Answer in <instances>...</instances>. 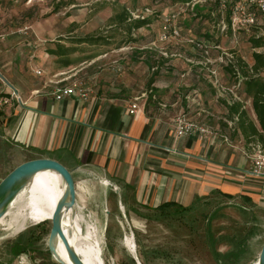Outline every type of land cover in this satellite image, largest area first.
<instances>
[{
	"label": "rangeland",
	"instance_id": "374dc122",
	"mask_svg": "<svg viewBox=\"0 0 264 264\" xmlns=\"http://www.w3.org/2000/svg\"><path fill=\"white\" fill-rule=\"evenodd\" d=\"M182 3V0H0V20L3 22L0 25L3 34H6V28L13 29L12 34L7 31V39L18 37L15 39L28 44V49L35 50V46L55 49L60 44L80 50L74 56L80 63L74 67L59 69L56 58L42 61V67L47 71L54 62L53 72L47 74L52 77L48 82L50 79L80 78L92 83L98 78L101 85H109L104 91L113 96L133 89L137 92L155 89L149 82L158 70L148 69L147 63L160 70L162 53L167 50L180 53L182 58L179 59L183 61L206 58L214 62L226 86L246 75L254 66L250 36L244 33L236 38L221 36L217 20L201 19L199 16L207 17L216 11L213 2L199 3L194 7ZM172 12L178 13L174 26L184 34L164 43L161 41L163 17ZM124 13L132 20H150L151 23L131 34L128 24L118 23L117 16ZM25 28H29L27 34L21 33ZM89 37H101L103 41L98 45L78 43L79 39ZM190 38L211 41L220 48L205 56L194 49ZM231 54L235 58L233 64L234 71L239 73L237 76L228 74L217 59ZM37 58L33 59L36 61ZM28 68L35 75L36 69L30 65ZM185 71L174 75L185 78L187 83L190 74L182 77L187 73ZM202 74L199 80L207 84V70ZM56 75L59 77L55 78ZM257 76L264 79V69ZM203 86L207 92V87ZM219 107L216 104V110L214 107L207 118L187 117L205 121L216 130L214 134L229 137L230 134H224L217 126L226 123V114ZM27 157L26 153L16 150L3 139L0 127V182ZM90 179L91 176L85 175L84 179L78 180L83 193L80 213L88 225L97 227L105 264H252L259 259L264 244L262 206L217 195L187 210L178 207L144 210L138 207L129 212L116 207L113 196L106 198V205H103V196L99 199L97 196L102 192L91 184ZM102 184L107 186L109 182L103 180ZM4 228L0 226V238L7 237L0 242V264H18L23 257L27 264H59L48 249L51 221L30 224L17 234ZM126 236H132L135 241L136 257L124 245Z\"/></svg>",
	"mask_w": 264,
	"mask_h": 264
},
{
	"label": "crops",
	"instance_id": "0c3cea01",
	"mask_svg": "<svg viewBox=\"0 0 264 264\" xmlns=\"http://www.w3.org/2000/svg\"><path fill=\"white\" fill-rule=\"evenodd\" d=\"M1 29L0 25V98L10 97L14 90L18 96L0 110L2 137L27 154L20 164L49 158L70 170L76 183L78 209L83 196L78 180L85 175L91 176V184L101 190L97 196H103V205L113 196L115 206L129 212L138 207L155 210L166 203L188 209L217 195L264 208V178L251 173L248 155L249 143L259 142L264 147V129L251 98L239 103L246 112L244 119L257 130L256 135L248 127L246 135L240 129L233 132L223 122L217 126L230 134V144L218 134L177 138L174 118L178 114L184 111L200 116L195 105L187 108L185 96L193 91L200 92L210 114L218 104L226 120L234 121L236 117L231 118L226 100L217 101L212 85L199 80L205 70L202 66L183 61L180 53L166 49L160 70L152 68L158 70L149 82L154 79L151 85L155 89H133L113 96L104 91L109 85H101L100 79L94 78L96 81L90 83L94 91L87 101L77 96L56 100V86L49 83L53 79L48 82L54 62L48 71L42 67V61L56 58L49 54V47L28 49V44L15 39L18 37L7 39L13 29L6 28V34ZM34 57H38L36 61ZM29 65L41 70L43 77L31 73ZM147 66L149 69L152 63ZM183 69L185 75L190 74L187 83L174 75ZM240 90L246 96L245 87ZM133 104L137 109L131 114ZM103 180L109 185H103Z\"/></svg>",
	"mask_w": 264,
	"mask_h": 264
},
{
	"label": "built area",
	"instance_id": "2783aa9c",
	"mask_svg": "<svg viewBox=\"0 0 264 264\" xmlns=\"http://www.w3.org/2000/svg\"><path fill=\"white\" fill-rule=\"evenodd\" d=\"M213 2L216 7V11L212 13V16H218V26L220 27L221 36L228 37L229 35L236 38L240 33H244L255 39H262V45L254 48L253 51L256 54L264 56V0H192L185 5H192L193 7L199 3ZM178 17V13L172 12L165 14L163 17V28L161 41L164 43L169 42L171 39H179L183 36V31L174 26V22ZM29 28L23 29L21 33L27 34ZM190 43L193 44L194 49L205 56L209 55L213 49L220 48L219 44H213L211 41L197 40L190 38ZM167 56V54H164ZM205 58V57H204ZM220 65L227 67L229 65L234 66V56L231 54L227 57L217 58ZM188 63L202 66L207 70L208 82L212 85L215 90V96L217 100H226L228 105H232L235 102L244 103L240 95L241 77L238 82L232 85H224L221 81L218 72L215 68L214 62L204 59L201 61H193L187 59ZM216 63V61H215ZM236 69V68H235ZM250 73H253L251 70ZM37 76H42L41 70H35ZM60 75H63L60 74ZM187 75V74H186ZM185 74L182 77L186 76ZM235 75L239 73L235 72ZM55 78L59 76H54ZM50 84L56 86L55 98L56 100H62L67 97L77 96L83 101H87L93 94V86L90 85L86 80L76 78H63L56 81H50ZM12 98H18L17 91L14 90L10 97L0 98V110L2 107L7 105ZM187 102V108L190 109L193 105L199 109V115L209 117L211 115L205 108L202 102V97L199 91H193L185 96ZM137 109V104L132 105L131 114H134ZM187 112H181L174 118L175 134L177 138L191 136L195 134H214L216 130L205 121H195L187 117ZM231 131H236V123L238 116L235 117L234 121L224 120ZM224 141L228 144L231 140L228 136H223ZM249 146V157L252 161L251 173L258 177L264 178V147L259 142H252ZM18 264H27L26 259L23 257L20 259Z\"/></svg>",
	"mask_w": 264,
	"mask_h": 264
},
{
	"label": "bare ground",
	"instance_id": "6f19581e",
	"mask_svg": "<svg viewBox=\"0 0 264 264\" xmlns=\"http://www.w3.org/2000/svg\"><path fill=\"white\" fill-rule=\"evenodd\" d=\"M64 191L65 184L58 173L54 171L38 173L11 202L6 216L0 220V226H4L5 231L17 234L23 232L30 224L35 225L44 221H51ZM80 210L79 207L76 213L73 211L68 214L66 211L63 213L64 232L86 264H105L101 252L102 241L98 235L97 227L94 224L88 225ZM7 218L9 219L7 220ZM5 240L7 237L0 238V242ZM123 242L136 257V244L133 237L126 236ZM57 253L58 255L55 257L57 262L63 261L66 264H72L62 241L57 244ZM252 264H258V261Z\"/></svg>",
	"mask_w": 264,
	"mask_h": 264
},
{
	"label": "water",
	"instance_id": "95a60500",
	"mask_svg": "<svg viewBox=\"0 0 264 264\" xmlns=\"http://www.w3.org/2000/svg\"><path fill=\"white\" fill-rule=\"evenodd\" d=\"M43 171L58 173L65 184L64 194L59 200L51 220L52 228L48 239L49 252L54 259L58 255L57 244L62 241L72 264H86L71 245L63 229V213L65 211L67 214L72 211L76 213L78 204L76 183L72 172L60 162L49 158H39L29 160L14 168L0 182V220L6 216L9 205L17 195L38 173ZM59 264L66 263L60 261ZM258 264H264V244L259 255Z\"/></svg>",
	"mask_w": 264,
	"mask_h": 264
},
{
	"label": "trees",
	"instance_id": "16d2710c",
	"mask_svg": "<svg viewBox=\"0 0 264 264\" xmlns=\"http://www.w3.org/2000/svg\"><path fill=\"white\" fill-rule=\"evenodd\" d=\"M182 4H186L192 0H182ZM201 19L204 20H217L218 22V16H199ZM118 23L119 24H128L126 25L132 34L133 32L140 30L148 25H150V20H132L130 16H125V13L122 16H117ZM184 34V33H183ZM211 38H214L213 35H211ZM250 41L253 44V48L260 47L262 45V39H255L250 37ZM103 38L101 37H89V38H81L78 40L79 44L87 43L90 45H98ZM197 40H202L198 39ZM80 50L76 48H70V47H64L62 45H58L55 49L48 48L49 54L56 57V64L58 65L59 69H65L70 68L78 65L80 63V60L77 58H74V56L79 52ZM163 58V57H162ZM255 64L252 67L253 73L250 74V70L246 72V75L241 77V89L244 86L245 87V94L246 96L242 95L240 93L242 99L246 100L247 98L252 99V105L253 109L257 114L258 120L260 122L261 128L264 129V80L261 79L258 75V73L264 69V56L259 54L253 55ZM164 59V58H163ZM158 66L152 65V68H156ZM225 70L228 74H233L232 76H236L234 71V68L232 65H229L225 67ZM240 79H235L230 85L238 82ZM154 82V79L151 81L150 84ZM149 84V85H150ZM241 91V90H240ZM231 115V118L234 116H238V122L236 123V129H240L244 135L247 134V127L249 128V132L253 135L257 134V130L250 124V122H247L244 118L246 117V112L243 111V105L239 102H235L232 105L227 106ZM169 207H178L182 210H187V208H182L181 206H178L175 203H166L164 205L159 206L157 209H164Z\"/></svg>",
	"mask_w": 264,
	"mask_h": 264
}]
</instances>
